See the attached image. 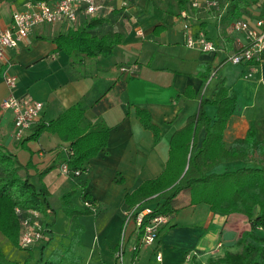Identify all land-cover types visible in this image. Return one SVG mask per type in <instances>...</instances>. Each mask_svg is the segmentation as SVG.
I'll return each instance as SVG.
<instances>
[{"label":"crops","instance_id":"obj_1","mask_svg":"<svg viewBox=\"0 0 264 264\" xmlns=\"http://www.w3.org/2000/svg\"><path fill=\"white\" fill-rule=\"evenodd\" d=\"M36 1L42 0H0V28H7L13 13L28 11ZM204 1L97 0L101 9L93 17L105 20L97 32H118L124 38L108 57L85 59L73 65L64 52L56 50L53 39L80 27V19L75 23L38 26L16 49L3 52L0 146L22 165L29 164L30 182L37 189L47 190V201L55 211L54 225L47 229L51 241L56 236L52 246L51 241L44 243V237L31 249L18 250L0 235V247L7 259L23 264L31 252L33 264L37 260L35 253L48 247V259L53 258L57 264H214L225 253L241 252L240 241L250 231L248 218L240 214H214L205 204L189 205L188 192L180 193L172 203L169 223L153 245L140 244L139 229L133 220L125 226L132 202V198L126 197L164 172L171 137L188 117L198 112L202 101L206 116L215 120L216 107L209 100L219 83L236 94V106L223 135L225 147L243 139L250 127L257 140L264 139V63L232 65L227 61L237 49L230 28L232 19L226 18L228 4L219 1L218 9H213L219 13H215L201 6ZM193 3L201 7L194 8ZM182 13L188 15L193 33L201 30L214 42L216 52L188 49L184 45ZM210 16L215 19L216 40L206 30ZM262 17L264 0H253L237 18L254 21ZM157 57L160 60L156 61ZM127 66H134V73L121 71ZM245 73L251 78L246 79ZM7 77L16 80L13 90L6 84ZM11 95L43 104L38 119L23 139L32 134L39 122L53 121L65 110L80 105L83 127H108L106 147L84 165L80 178L63 175L60 166L67 160L68 142L46 132L37 140L26 142L24 148L14 141L12 115L1 107L2 101ZM137 109L148 113L160 130L157 143L141 125ZM203 138L201 130L197 142L200 144ZM255 164L229 162L213 170L219 173ZM50 167L53 168L40 179L38 174ZM260 167L264 169V165ZM82 181L84 190L78 189L71 202L83 209L82 201L87 200L96 212L78 217L80 231L76 233L75 225L61 209L60 197L72 187H79ZM252 235L254 239L248 238L251 244L264 246V231H254ZM120 248L121 260L117 256ZM66 250L69 253L65 254ZM193 253L187 260L186 255ZM158 254L160 261L156 260Z\"/></svg>","mask_w":264,"mask_h":264},{"label":"trees","instance_id":"obj_2","mask_svg":"<svg viewBox=\"0 0 264 264\" xmlns=\"http://www.w3.org/2000/svg\"><path fill=\"white\" fill-rule=\"evenodd\" d=\"M219 1L228 4L226 18L233 19L239 17L253 0ZM183 3L186 4V1ZM79 19L83 21L80 27L70 29L67 35H59L53 39L56 50L64 52L73 65L85 59L111 56L124 40L123 35L118 32L107 31L101 35L97 32L105 23L104 19L84 15L81 10L76 22H79ZM209 103L216 107L215 120L211 121L206 116L202 101L198 112L188 117L185 125L171 137L164 172L155 180L142 184L130 197H126V200L132 198L128 205L131 211L129 220L135 222L136 216L144 209L151 211V214L143 219L138 232L139 240L142 227L149 218L171 215L174 200L180 193L188 192L189 205L205 204L214 214H240L249 220L250 231L240 241L241 252L225 253L224 257L214 264H264V246L258 243L259 239H255L258 243L256 246L248 241V238L254 239L252 232L264 231V169L260 167L264 165V139L257 140L253 127H250L243 139L234 141L226 148L223 135L236 106V94L219 83ZM136 112L143 128L152 133L154 142L157 143L161 138L158 127L151 122L148 113L140 109ZM82 118L83 110L80 105L73 106L53 121L39 122L33 128L32 134L17 144L24 148L26 142L37 140L44 132L56 134L63 142L69 143L66 149L67 160L64 161L71 171L69 176L80 178L85 170L84 165L106 147L109 131L103 124L83 127ZM201 130L204 131V138L199 144L197 136ZM250 161L256 163V166H243L219 173L213 170L222 163L245 164ZM29 168V164L22 165L15 155L0 146V235L18 250L22 249L19 245L23 231L22 219L28 211L40 212L46 228L55 222V211L47 201V190L45 187L37 189L30 182ZM51 168L53 167L39 173V178ZM84 188L85 182L82 181L79 187H72L60 197L61 209L75 225L76 233L80 231L78 217L92 215L89 209L78 208L71 202L76 191H83ZM16 209L20 211L19 214H16ZM50 235L49 230L44 231V243L51 241ZM43 248L33 264H57L53 258L43 261ZM67 253L69 250H66L65 254ZM32 261L33 255L29 252L23 264H30ZM0 264L17 263L8 260L0 247Z\"/></svg>","mask_w":264,"mask_h":264},{"label":"built area","instance_id":"obj_3","mask_svg":"<svg viewBox=\"0 0 264 264\" xmlns=\"http://www.w3.org/2000/svg\"><path fill=\"white\" fill-rule=\"evenodd\" d=\"M204 9H218L219 0H205L201 5ZM198 3H193L192 7H201ZM101 9L96 0H56L54 3L46 1H36L29 5V10L25 12L13 13L11 23L7 28H0V57L5 50L16 49L19 43L27 38L33 30L41 25L54 23H73L77 21L78 12L81 10L84 15H93ZM183 20L184 42L188 49H198L202 52H216L217 46L206 37L203 31L193 33L192 26L188 22V15L181 14ZM230 28L234 34L233 40L236 44V51L227 57V61L232 65H257L264 63V17L248 21L241 18H234L230 22ZM134 66L122 67L121 71L127 74L134 73ZM248 74L245 77H250ZM6 84L10 90L16 87V80L13 77L6 78ZM4 111L11 113L14 126V141L20 142L27 131L38 119L43 104L39 101L17 98L13 95L4 99L1 103ZM60 172L69 176L71 171L65 162L60 166ZM83 208L90 210L94 215L96 208L87 200L82 201ZM19 214L18 209L15 210ZM149 209L141 211L135 219L137 228L140 229L143 219L150 215ZM131 211L126 214V221L129 220ZM42 214L35 210L28 211L22 219L23 231L19 239L22 249H31L38 243L44 241V231L48 230L43 225ZM169 223L167 215H156L147 221L142 227L140 244L143 246L153 245L162 229ZM220 246V245H218ZM122 249L117 252L121 260ZM193 254H187L189 260ZM156 260H161V255H156Z\"/></svg>","mask_w":264,"mask_h":264},{"label":"rangeland","instance_id":"obj_4","mask_svg":"<svg viewBox=\"0 0 264 264\" xmlns=\"http://www.w3.org/2000/svg\"><path fill=\"white\" fill-rule=\"evenodd\" d=\"M220 5V4H219ZM221 8H222V6H220ZM211 11H214L215 13H219V11H217V10H211ZM116 12H120V10H117ZM206 30L208 31V32H210V36H211V38L212 39H215L216 40V37H215V19L214 18H212L211 16H210V18L207 20V26H206ZM155 60L156 61H158V60H160V58H155ZM251 72V71H250ZM247 74L248 73H245L244 75H246L247 76ZM233 75H235V74H233ZM251 78V76L250 77H246V79H250ZM129 220L126 222V224H125V226H127V225H129ZM56 240V236H55V239L53 240V241H51V245L50 246H52L53 245V243L52 242H54ZM48 248V247H47ZM47 248H45V250H44V253H43V255H42V259H43V261H46L47 259H48V256H49V254L47 253ZM35 256L37 257V259L39 258V252L38 253H35ZM8 260H11V258L10 259H8Z\"/></svg>","mask_w":264,"mask_h":264}]
</instances>
